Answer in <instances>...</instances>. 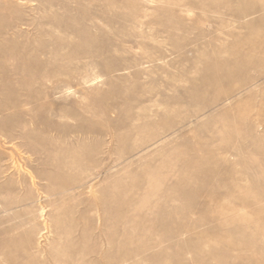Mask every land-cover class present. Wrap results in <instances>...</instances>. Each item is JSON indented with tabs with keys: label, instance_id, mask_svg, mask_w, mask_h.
Returning a JSON list of instances; mask_svg holds the SVG:
<instances>
[{
	"label": "rangeland",
	"instance_id": "rangeland-1",
	"mask_svg": "<svg viewBox=\"0 0 264 264\" xmlns=\"http://www.w3.org/2000/svg\"><path fill=\"white\" fill-rule=\"evenodd\" d=\"M0 264H264V0H0Z\"/></svg>",
	"mask_w": 264,
	"mask_h": 264
}]
</instances>
